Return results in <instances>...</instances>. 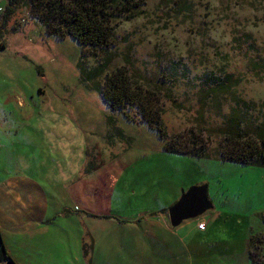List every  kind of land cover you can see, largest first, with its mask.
<instances>
[{
  "label": "rangeland",
  "instance_id": "374dc122",
  "mask_svg": "<svg viewBox=\"0 0 264 264\" xmlns=\"http://www.w3.org/2000/svg\"><path fill=\"white\" fill-rule=\"evenodd\" d=\"M7 3L0 0V17ZM141 8V15L117 25V46L107 71L125 65L135 79L159 86L168 137L202 138L210 149L207 157L166 151L134 108L129 110L134 120L111 109L93 85L104 77H89L96 60L83 56L71 35L46 33L21 4L0 25V43L5 45L0 51V220L32 202L44 204L43 184L52 200L63 203V213L73 210L64 218L77 215L62 236L60 220L47 218L56 224L51 228L57 234L53 246L67 244V235L74 234L87 253L93 239L79 223L104 216L93 213L106 211L100 193L108 191L111 214L150 216L171 206L191 186L207 184L213 207L200 216L209 230L196 234L194 228L189 259L181 256L172 262L264 264V166L222 160L218 133L237 98L247 130L264 119V0H145ZM227 74L240 81L217 97L202 91L210 86L204 78ZM161 78L166 79L164 86ZM72 163L78 164L75 173L67 171ZM139 236L129 228L102 232L95 238L96 259L103 258L105 249L113 264L138 262L126 256L137 252L129 244L124 249L120 238ZM250 236L255 238L254 261L247 256ZM50 239L46 237L48 245ZM145 245L154 248V263L171 264L155 240Z\"/></svg>",
  "mask_w": 264,
  "mask_h": 264
},
{
  "label": "trees",
  "instance_id": "16d2710c",
  "mask_svg": "<svg viewBox=\"0 0 264 264\" xmlns=\"http://www.w3.org/2000/svg\"><path fill=\"white\" fill-rule=\"evenodd\" d=\"M21 4L29 7L32 17L40 21L46 33L58 38L71 35L78 42L82 55L92 56L96 60V65L88 72L89 77H104L102 83L95 82L93 85L111 109L121 111L129 120H134L129 114V110L134 108L141 117L140 121L156 131L166 151L207 157L210 149L202 138H188L183 134L168 137L162 118L164 108L158 101L159 86L146 85L148 81L143 77L135 79L125 65L107 71L117 46V25L141 15L145 0H8L0 17L1 27L7 24L11 14ZM4 47L0 43V51ZM124 59L126 62L130 60L128 57ZM204 79V83L210 86L207 85L208 90L202 88V91L212 97H217V92L225 91L240 81L233 74L210 75ZM165 80L160 79V86H164ZM165 93L167 98L174 99L170 91ZM234 101V108L219 127L221 159L264 166V119L251 131L247 130L249 125L245 123L244 112L240 108L242 100L237 98ZM254 239V236L249 237L247 249V256L253 261L256 256ZM0 261L17 264L6 251L1 235Z\"/></svg>",
  "mask_w": 264,
  "mask_h": 264
},
{
  "label": "crops",
  "instance_id": "0c3cea01",
  "mask_svg": "<svg viewBox=\"0 0 264 264\" xmlns=\"http://www.w3.org/2000/svg\"><path fill=\"white\" fill-rule=\"evenodd\" d=\"M60 167L61 171L65 169L63 165ZM76 170H79L78 164L76 163H72L67 167V171L69 173H75ZM39 188L45 196L44 204H42V201L38 203L32 202L27 207H24V210L20 212H16V210L12 212L11 208H9L8 210L12 212L17 220H15L12 215H6L0 220V235L3 245L10 258L17 264H69L70 261L72 263L78 262L81 258L82 261H79L78 264H113L111 260H109L110 251H108L106 254L105 249H102L103 258L101 260L96 259V253L98 250H96L97 244L95 245V238L100 236L102 232L108 231L113 227H118L120 230L129 228L133 234L140 235L139 237L131 238V240H127V238H120V240L123 242L124 249H126L127 244H129V249L132 248L135 252H137L133 255H126L135 259H139L138 262L133 264H158L157 261L154 263V260H157L155 257L156 255L154 248H151L150 245H147V247L145 245L146 240H155L156 243H159L162 247L161 249H163L165 252V257L167 260H171V264H174L172 261L175 258H180L182 256L189 259L193 241L192 232L194 228L196 234H206L209 230V223H207L205 218L200 215L193 217L196 218L195 222L185 219L177 226L171 225L168 209L181 196L168 208L165 207L162 210L153 211L151 212L150 216H148L147 213L142 215L141 212H138V214H135L134 216L126 217L123 215L110 213L109 201H107V199L110 197L108 196V191H106L105 193H100L104 197L102 206H105L106 211L99 209L98 211L93 212L99 215L103 214L104 216L95 218V222L88 218L86 219V222L81 221L79 223L91 233L94 243L92 250L89 248L87 253H83L84 250L82 248L84 243L81 245L77 244L76 236L71 232L70 234H73V237L69 238L67 235V244L59 245L55 243L57 246L54 247L53 238L57 236V234L51 228L56 224H49L51 220L47 218H52L55 216L57 220H60V222L57 224L58 236H62L64 233L67 234L65 230H63L65 232L62 231V229L66 228V223H68V221L70 222L74 217H77V215L71 214V218H69L70 220L64 218L63 214L68 215L73 210L68 207L63 213V203L61 204V201L59 202L52 200V197H54L53 193H50V197L46 187L43 184H40ZM72 195L70 197H72ZM80 201H82V199H80ZM48 203H51L50 207L48 206ZM32 205L36 209L39 208L40 210L37 209V211L34 212L31 208ZM59 205H61V209H59ZM16 214H22V216H16ZM40 215L42 216L40 217ZM43 216L45 218L44 222H42ZM81 217L86 216L81 215ZM96 219L99 220L96 221ZM103 219H108L109 221L105 225L99 223ZM203 220L205 221L206 226L204 229H201L198 227V223ZM95 230L96 232L94 234ZM44 231L51 234L47 235L51 236L50 245L46 243L47 236L44 235ZM18 239H22V241L18 243ZM140 239L141 242L139 243ZM84 247H86V244H84ZM70 253L73 255L70 256ZM47 255L49 256L47 257ZM0 264L7 263L0 261Z\"/></svg>",
  "mask_w": 264,
  "mask_h": 264
},
{
  "label": "water",
  "instance_id": "95a60500",
  "mask_svg": "<svg viewBox=\"0 0 264 264\" xmlns=\"http://www.w3.org/2000/svg\"><path fill=\"white\" fill-rule=\"evenodd\" d=\"M207 193V184L194 185L184 190L181 197L168 209L171 225L177 226L183 220L201 215L212 208L213 203Z\"/></svg>",
  "mask_w": 264,
  "mask_h": 264
},
{
  "label": "built area",
  "instance_id": "2783aa9c",
  "mask_svg": "<svg viewBox=\"0 0 264 264\" xmlns=\"http://www.w3.org/2000/svg\"><path fill=\"white\" fill-rule=\"evenodd\" d=\"M206 226L205 222H199L198 223V227L201 228V229H204Z\"/></svg>",
  "mask_w": 264,
  "mask_h": 264
}]
</instances>
